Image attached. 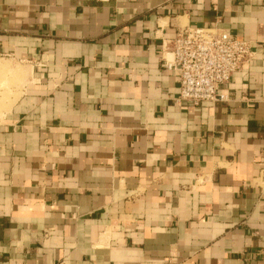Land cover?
I'll return each instance as SVG.
<instances>
[{
  "label": "crops",
  "instance_id": "0c3cea01",
  "mask_svg": "<svg viewBox=\"0 0 264 264\" xmlns=\"http://www.w3.org/2000/svg\"><path fill=\"white\" fill-rule=\"evenodd\" d=\"M198 28L251 44L226 101H176ZM3 63L0 264H264V0H0Z\"/></svg>",
  "mask_w": 264,
  "mask_h": 264
},
{
  "label": "built area",
  "instance_id": "2783aa9c",
  "mask_svg": "<svg viewBox=\"0 0 264 264\" xmlns=\"http://www.w3.org/2000/svg\"><path fill=\"white\" fill-rule=\"evenodd\" d=\"M168 42L170 58L164 59L163 65L176 73V101L195 106L226 101L220 86L227 84L253 56L248 41L220 29H185Z\"/></svg>",
  "mask_w": 264,
  "mask_h": 264
},
{
  "label": "rangeland",
  "instance_id": "374dc122",
  "mask_svg": "<svg viewBox=\"0 0 264 264\" xmlns=\"http://www.w3.org/2000/svg\"><path fill=\"white\" fill-rule=\"evenodd\" d=\"M7 66V69L5 68V71H13L15 70L16 66L12 65L9 66L6 63H3ZM12 76V72L9 73H0V113L5 112L12 101L14 100V97H16L17 94V86L16 83H14ZM2 82H4L2 84Z\"/></svg>",
  "mask_w": 264,
  "mask_h": 264
},
{
  "label": "bare ground",
  "instance_id": "6f19581e",
  "mask_svg": "<svg viewBox=\"0 0 264 264\" xmlns=\"http://www.w3.org/2000/svg\"><path fill=\"white\" fill-rule=\"evenodd\" d=\"M0 66H1V68H4V69L6 68V69H7V66L4 65V64H3V65H0ZM8 71H9V70H8Z\"/></svg>",
  "mask_w": 264,
  "mask_h": 264
}]
</instances>
